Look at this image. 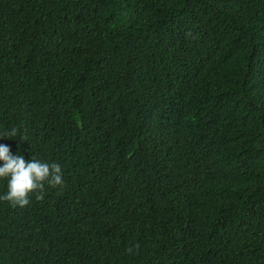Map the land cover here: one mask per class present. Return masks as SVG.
<instances>
[{
    "label": "trees",
    "instance_id": "16d2710c",
    "mask_svg": "<svg viewBox=\"0 0 264 264\" xmlns=\"http://www.w3.org/2000/svg\"><path fill=\"white\" fill-rule=\"evenodd\" d=\"M13 127L0 264H264V0H0Z\"/></svg>",
    "mask_w": 264,
    "mask_h": 264
},
{
    "label": "clouds",
    "instance_id": "9594fccd",
    "mask_svg": "<svg viewBox=\"0 0 264 264\" xmlns=\"http://www.w3.org/2000/svg\"><path fill=\"white\" fill-rule=\"evenodd\" d=\"M18 135L21 141L27 140L15 127L0 135V139H6L5 136L12 139ZM0 162H3L0 166V179L7 181V192L0 196V200L9 202L12 207L27 206L33 194L37 200H43L45 185L52 188L64 186L62 168L57 163L49 164L35 158L26 160L19 153L13 154L6 144H0Z\"/></svg>",
    "mask_w": 264,
    "mask_h": 264
}]
</instances>
